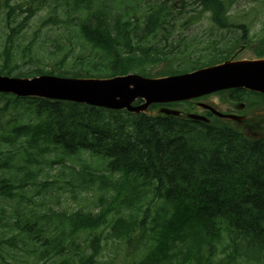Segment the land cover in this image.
Masks as SVG:
<instances>
[{"label":"trees","instance_id":"trees-1","mask_svg":"<svg viewBox=\"0 0 264 264\" xmlns=\"http://www.w3.org/2000/svg\"><path fill=\"white\" fill-rule=\"evenodd\" d=\"M14 1L3 0L6 31L0 50V76L10 78L183 74L215 63L211 57L224 50L232 52L235 46L227 35L246 27L227 14L234 0H180V9L169 0H140L145 7L142 26L138 0L129 1L125 15L115 0L105 9L102 0H60L62 17L48 15L33 40L23 45L19 40L45 0H31L24 8L11 5ZM195 10L199 13L192 14ZM208 12L211 25L221 30L216 35L208 31L217 40H186L188 28ZM48 27L70 33L72 40L60 58L48 57L47 65L53 64L46 68L32 54ZM159 34V41L151 42ZM263 45L258 57L264 56ZM78 49L88 53L73 55ZM67 58L83 74L63 70ZM161 64L164 71L151 76V69ZM238 96L246 113L264 108V95L239 90ZM11 112L15 119L0 127V156L15 180L0 178V201L23 199L49 145L70 156L99 157L104 171L119 177L109 186L102 174L79 177L87 188L98 183L112 191L108 199H99L95 214L53 208L24 214L18 237H0L1 261L5 251L18 248L40 264H115V256L102 259L111 246L117 264H264V136L257 139L216 122L0 93V115ZM0 224L6 225L1 215Z\"/></svg>","mask_w":264,"mask_h":264},{"label":"rangeland","instance_id":"rangeland-1","mask_svg":"<svg viewBox=\"0 0 264 264\" xmlns=\"http://www.w3.org/2000/svg\"><path fill=\"white\" fill-rule=\"evenodd\" d=\"M31 0H15L11 5L20 4L24 6L29 3ZM117 1L118 11L124 10L122 12L125 15L130 11L128 8L129 1L132 0H115ZM137 6L138 10L141 12L139 16L140 21L139 25L142 24L143 19L142 15L145 13V7L142 1L138 0ZM160 2L161 0H156ZM180 0H169L175 9L179 8ZM107 3H111L112 0H106ZM127 4L124 5V3ZM194 8V7H193ZM192 8V9H193ZM65 5L60 0H45V7L38 12V14L31 20L29 27L22 34L19 42L23 45L29 43L33 40L34 34L40 26L43 19L48 15L56 12L61 17ZM180 13L184 11L178 10ZM198 10L192 12V14H198ZM3 0H0V50L2 49L4 42L5 34V25L3 21ZM229 15L234 22L244 23L246 20H251V25L264 26V0H234L229 11ZM208 14H205V18L198 21L196 24L190 26L187 30L186 36L188 35H199L204 30H209L212 26L207 19ZM20 19V18H18ZM240 21V22H239ZM57 27H48L43 30L45 35L39 37L34 45L33 58L34 60H40V64L43 67L48 66V57L53 54L60 58L62 56V51L68 48V43L72 40L70 33L63 30L54 31ZM49 31V32H48ZM177 38V36H176ZM152 42H158V38L152 40ZM90 49V48H89ZM252 46L247 47L245 52L238 51L235 58H246L250 60L249 57L256 53L253 51ZM91 50V49H90ZM88 50L78 49L73 52V55L83 54L86 55ZM56 58V59H57ZM51 63L48 67L52 66ZM164 68V66H162ZM158 66L157 68L151 69V76H155L162 68ZM63 70L66 71H75L77 73L83 74L84 70L80 68L77 63L73 62V58L66 60ZM93 79L99 77L93 76ZM211 100L217 101V97L211 98ZM178 110V109H176ZM237 116H241L240 119L235 122V125L243 128L244 123H248L247 127L244 129V133L255 138H259L264 135V108L259 107L255 113L250 115H245L240 111L235 112ZM158 115L157 110L153 113ZM15 112H11L8 115H0V127L4 128L7 124L15 119ZM27 119V118H26ZM28 121V119H27ZM49 150H45L44 153H47L45 156H40L38 165L35 164L34 171V182L30 184V187L23 192V199L20 200L18 197L14 201H0V215L6 220V225L0 224V237H13L16 238L19 236L18 226H20V221L22 220L24 214H41L45 213L48 208H53L58 212L73 213L80 211L83 213H92L95 214L99 210V199L106 198L108 199L111 190L102 189L98 183L91 185L87 188V181H81L79 177L88 176L93 174L99 176L100 174L108 178L109 184L119 177V174L109 175L104 171L105 161L98 158L92 157L87 154L69 156L65 154L60 149H56L51 145L48 146ZM4 155L0 156V178H11L15 180L12 175V171L8 170L4 164L1 163V160L4 159ZM29 168L32 166L29 163H26ZM18 177H21L23 174L20 171L14 172ZM88 174V175H87ZM103 186V185H102ZM38 211L40 213H35ZM107 232L102 231L101 233ZM4 261L0 260V264H40L34 256L26 254L18 248H12L5 251L3 254ZM115 256V264L118 263V253L115 255L111 246H109L103 253V261H107Z\"/></svg>","mask_w":264,"mask_h":264},{"label":"water","instance_id":"water-1","mask_svg":"<svg viewBox=\"0 0 264 264\" xmlns=\"http://www.w3.org/2000/svg\"><path fill=\"white\" fill-rule=\"evenodd\" d=\"M264 95V59L226 62L188 74L149 79L135 74L111 79H31L0 77V93L19 98H39L85 104L108 110L146 112L153 104L191 99L222 89L241 88ZM136 99L144 104L132 107ZM167 116L175 113L163 110Z\"/></svg>","mask_w":264,"mask_h":264},{"label":"flooded vegetation","instance_id":"flooded-vegetation-1","mask_svg":"<svg viewBox=\"0 0 264 264\" xmlns=\"http://www.w3.org/2000/svg\"><path fill=\"white\" fill-rule=\"evenodd\" d=\"M260 28L257 30L258 33ZM224 57V56H223ZM238 90H229L224 92L215 93L209 96L201 97L199 99L194 100L191 104L182 103V104H169L170 106H183L181 112L185 115L190 114H199L205 118H207L210 122H214L217 120L216 113L220 112V110L224 109V113L226 115L234 114L236 115V111L244 110L243 100L238 96ZM247 92V91H246ZM218 96V100L214 101L211 98ZM223 98V100H220ZM247 103V100L245 99ZM167 106V107H170Z\"/></svg>","mask_w":264,"mask_h":264}]
</instances>
